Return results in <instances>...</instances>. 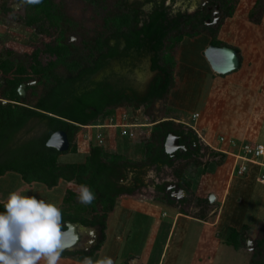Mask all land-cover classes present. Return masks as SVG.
<instances>
[{
    "label": "rangeland",
    "instance_id": "rangeland-1",
    "mask_svg": "<svg viewBox=\"0 0 264 264\" xmlns=\"http://www.w3.org/2000/svg\"><path fill=\"white\" fill-rule=\"evenodd\" d=\"M78 1L67 0L66 8L71 13H77L83 30L87 29L88 35H92L100 30L101 17L90 16L92 12L98 10L88 3L82 11V5ZM237 1L232 17L220 19L218 22L221 40L241 50L243 59L241 57V65L236 71L217 77L218 75L211 70L204 56V51L210 43L208 34L184 37L175 49L170 50L175 60L174 84L166 98L156 101L151 109V116H154L156 122L152 123L151 117L146 115L143 108L129 106L114 108L106 116H100L94 125L81 128L74 138L75 152L64 153L59 157L60 163H81L88 155L90 147L98 145L103 147L107 154H119L138 162L137 168L126 171V177L120 184L133 185L136 178H139L142 185L135 194L116 199L113 210L107 217L105 241L93 260L104 256L113 258L114 255L109 254V248L115 242H124L131 235V224L133 220L135 221V212L132 208L138 207L134 206L135 200L162 203L163 201L157 199L162 194L154 190V184L167 180L180 182L179 178L182 176L181 184L186 190V201L170 207L204 219L208 223L217 222L215 228L207 232L196 222L191 223L184 242L187 251L195 249L194 244L197 243L198 237L206 232L203 235L205 252L199 256L201 264L253 263L252 252L255 243L260 235H264V187L259 186L252 175L231 180L229 178L231 158L226 155L222 157L219 152L209 147L216 146L220 137L236 144L248 141L264 145V0ZM24 15L25 8L22 3L18 4L15 0H0V62L9 60L13 65L21 62L29 69L33 65L30 55L34 45L42 46L47 40L35 28L24 25L22 21ZM255 48L258 50L257 53ZM9 51L12 55L7 54ZM45 60V57H42L41 61ZM144 73L145 68L140 66L135 69L134 77L140 80ZM2 78L4 79V76ZM194 115H197V118H194ZM163 120H171L177 129L192 128L198 138L200 137L201 152L206 155L199 161L193 159L175 162L172 167H163L158 172L154 167L148 168L140 163L144 157V142L150 138L153 125ZM124 131L126 133H123ZM34 133L36 129L26 134L23 131L21 135L27 139ZM204 147L207 148L206 152ZM232 148L234 149L233 146ZM214 152H217V155H213ZM4 182L5 180L0 181V191ZM19 182L12 181L6 190L12 192L20 188L26 195L36 196L48 203H56L58 207H65L71 212H74L78 204L86 206L78 202L77 185L73 183L60 182L61 185L56 188L57 190L54 188V191L41 183L34 182L28 185L23 181ZM69 190L74 192L75 199L65 202L63 198L69 196ZM210 195L215 196L212 202L209 199ZM98 208L97 212L88 208L84 215L92 218L99 213L102 214L101 207ZM162 213L164 212L158 213L155 217L156 222L145 219L144 229L149 232L152 225L155 229L158 226L157 234L167 235L171 228L169 219L171 214H167L166 217ZM231 227L243 231L246 238L245 246L234 249L225 243ZM146 236L143 234L139 238L140 242ZM177 241L178 238L175 237L172 241L173 248ZM249 241L252 242L250 246L247 245ZM162 242L164 241L156 242L158 249H161ZM123 250L122 245L117 258L114 259L115 264H124ZM187 251L183 250L175 257L174 251L170 249L168 262L176 259V264H188L187 260L191 258L192 251L186 260ZM193 251L195 254V250ZM64 258L69 264H80L75 257Z\"/></svg>",
    "mask_w": 264,
    "mask_h": 264
},
{
    "label": "trees",
    "instance_id": "trees-1",
    "mask_svg": "<svg viewBox=\"0 0 264 264\" xmlns=\"http://www.w3.org/2000/svg\"><path fill=\"white\" fill-rule=\"evenodd\" d=\"M15 1L21 3V0ZM219 2L224 13L223 19L232 17L238 1L219 0ZM23 5L24 25L35 28L47 41L42 46L34 45L30 55L33 65L29 69L21 62L15 65L9 60L0 62V73L2 72L0 79L4 76L5 80L4 84L0 80V176L6 172H14L20 175L24 183L31 185L37 182L48 189L56 187L60 180L77 186L88 185L95 193L96 199L85 207L78 204L74 212L67 211L61 206L62 228L65 229V223L99 225L103 231V240L95 248L94 251H97L105 239L107 217L113 210L116 199L135 194L142 185L139 178H136V183L133 185L120 184L126 177V171L137 168L138 162L119 154H107L103 147L94 145L90 147L84 162L60 163L59 156L64 153L47 147V140L53 133L63 131L69 141V149L65 153L75 152L74 138L82 126H92L100 116H106L111 112L110 110L122 106L143 108L146 115L151 117L152 123L156 122L154 116H151V109L156 101L166 98L174 84L175 60L170 50L175 49L184 37H196L201 34L209 35V45H229L218 39L219 27L203 26L201 16L184 14L180 16L181 22L175 21L171 26L169 24L165 26L163 24L166 20L165 13L154 10L149 17L150 24L147 22L148 24L144 23L140 27L136 25L137 23H133L137 21V17L135 19L129 16L118 17L119 23L116 26L114 18L107 19L106 29L117 30L119 35L128 33V36H124L126 37L124 50L104 51V47L108 45H101L102 42H95L89 36H85L83 44L88 46L100 44V47L96 50L90 48L91 50L85 54L82 53L83 57L80 56L79 60L72 59L69 55L71 51L66 46L68 44L65 35L71 32V29L78 28L77 23L67 17L54 0H42L38 5ZM251 15L253 17V13ZM86 32L87 29L83 33ZM75 34L82 33L75 32ZM139 34L150 37L149 42L143 44L151 49L152 70L157 71L145 95L136 94L130 89L127 81L118 80L114 68L111 66L106 68L111 61L117 59L122 61L120 71L126 68L129 71L134 70L132 67L134 59L145 55L143 51H138L141 49L133 51L129 48L140 46V37H136ZM164 41H167L168 46L165 50L162 49ZM232 48L239 54L237 48ZM7 54L12 55V52L9 51ZM42 57L46 59L44 62L41 61ZM127 61H131L129 63L132 65L126 63ZM111 78L115 79L114 82L110 80ZM21 85L24 86V96L18 93ZM3 100L10 103L3 104L1 102ZM34 129L37 133L27 139L21 135L23 131L26 134ZM169 133L184 136L194 147L198 144L196 149L189 152L190 154H182L183 161L193 159L199 161L206 155L207 146L204 147L205 154H203L198 135L192 128L177 129L171 120H163L153 125L150 138L144 142V157L140 163L148 168L154 167L157 172L163 167L174 165L161 147ZM216 153L212 154L217 155ZM181 178L182 176L179 178V183L182 186ZM156 190L160 194L164 193V186L157 185ZM73 199L75 194L70 190L69 196L63 198L65 202ZM161 200L171 206L176 203L166 194L161 196ZM98 206L101 207L102 214L99 213L92 218L84 215L88 208L95 212L99 211ZM2 211H4L3 204L0 203V212ZM225 243L234 249L245 246L246 238L243 231L231 227ZM93 253L78 257L63 251L61 258L75 257L82 261L85 256L92 257ZM252 255V264H264V235L257 238Z\"/></svg>",
    "mask_w": 264,
    "mask_h": 264
},
{
    "label": "flooded vegetation",
    "instance_id": "flooded-vegetation-1",
    "mask_svg": "<svg viewBox=\"0 0 264 264\" xmlns=\"http://www.w3.org/2000/svg\"><path fill=\"white\" fill-rule=\"evenodd\" d=\"M181 1L182 0H79L78 2H80V5H82V11H83V7H85V5H87L88 3L91 7L97 8L98 10V12H95V13L92 12L90 16H100L102 20L100 30H98L94 34L92 33V35H88L87 32L83 33L84 30L82 29V23L80 22V18L77 15V13H71V11H69L66 8L67 0H57V1L54 0V2L57 3L59 7L64 10L67 17L71 18L73 21L77 23L76 26H78V28L71 29L70 30L71 32H68V34L65 35V37H66V44H68L66 46H68V50L71 51L69 55L72 57V59L75 58L78 60L80 59V56L81 58L83 57L82 53L85 54L87 51L91 49L96 50L100 47V44L89 45V46L83 44L84 39L86 38L85 36H89V38L93 39L95 42H99V43L102 42L103 44L101 45H104V46L108 45V47H104V51H108L110 49L124 50L126 48L125 47L126 37L124 36H128V33L125 32L126 34L119 35L118 34L119 32L117 30L114 31V30L106 29L105 28L107 25L106 21L109 17L114 18L115 26L119 23L118 17L129 16L133 19L137 17V21H134L133 23H137L136 25L139 27L142 26L144 23L150 22L149 17L150 15L154 13V10H160L165 13L166 20H164L163 22L165 26H167L168 24L169 26H171L173 22L175 21L181 22L182 17L180 16H183L184 14L186 16H201L204 22L203 26L208 27V28H217L219 20L220 19L223 20L224 13H223V10L220 8L219 0H201L199 4L194 5V6L190 4L191 0H185L186 5L184 4L179 5ZM75 32L82 33V34H75ZM136 37H140V43L142 45L139 44L140 46L138 48H134L135 46L129 47V48L133 49V51L135 49L137 50L141 49L138 51H143V54L145 55L141 57L139 56L136 59H134L135 61H133V65L132 63H129L131 61L126 62V63L131 64L134 70L129 71V69L126 68L120 71L119 69H121L120 67L122 65V61H119L117 59L111 61L109 63V67H106V68H110V66L114 68L117 72L116 74H118V77H117L118 80L122 79V80L127 81L128 85L131 87L130 89L135 91L136 94L145 95L148 93L149 87L154 77L156 76L157 71L152 70V55L150 54L151 49L148 48V45L143 44V43L149 42L150 37L146 35H142V34H139V36H136ZM153 43H154V40H153ZM167 47H168L167 41H164V45L162 49L165 50L167 49ZM140 66H143L145 68V73L143 74L142 79L137 80V78L134 77V71L136 68H140ZM148 72H149V77H147ZM110 80L114 82L115 79L111 78ZM177 136L179 138L178 147L175 148L171 152V154L166 153V149L163 145L164 143H162V146H161L164 150L166 157L174 163L178 161H183V159L181 158L183 156L182 154L188 155L190 154L189 152H192L193 149H196L198 146V144H195V147H194L191 144V141L189 139H185L184 136H179V135ZM122 181L123 179L121 180V182ZM157 185H163L164 193H161V194L163 196L165 194L169 195V197L172 200H174L176 203L186 200L185 199L186 190L183 189V187L180 185L179 182L167 180L160 184H154V190H156ZM180 189H183L185 192V194L183 193L182 196L178 193ZM156 191L160 193L158 190ZM78 225L84 226L81 224H78ZM84 227L101 229L99 225L84 226ZM102 234H103V231H102ZM104 238H105V232H104ZM90 239H91V233L85 232L84 240H83L84 243L82 245L78 244V245L72 246L70 250H66L64 252L73 254L78 257L83 254L87 255V254L94 252L93 256L91 257L93 258L96 252L98 251V250L97 251H94V250L97 247V245L100 242H102L103 235H102V238L99 239V241L97 242L95 246L86 250L87 248L86 244L88 243V240Z\"/></svg>",
    "mask_w": 264,
    "mask_h": 264
},
{
    "label": "clouds",
    "instance_id": "clouds-1",
    "mask_svg": "<svg viewBox=\"0 0 264 264\" xmlns=\"http://www.w3.org/2000/svg\"><path fill=\"white\" fill-rule=\"evenodd\" d=\"M21 3L38 5L42 0H21ZM95 199L88 185L77 186L79 203L90 205ZM0 203L4 209L0 212V264H40L41 261L58 264L64 251L62 237L65 235L60 207L26 195L24 190L10 192ZM80 264H115V261L108 256L96 260L85 256Z\"/></svg>",
    "mask_w": 264,
    "mask_h": 264
},
{
    "label": "crops",
    "instance_id": "crops-1",
    "mask_svg": "<svg viewBox=\"0 0 264 264\" xmlns=\"http://www.w3.org/2000/svg\"><path fill=\"white\" fill-rule=\"evenodd\" d=\"M200 2H201V0H191L190 4L191 5H197ZM179 4L180 5L181 4L186 5V1L182 0ZM221 30H223V28ZM220 35L221 34L219 32V34H218L219 40H221ZM221 41L224 42V40H221ZM224 43H226V42H224ZM226 44L231 46V44H229V43H226ZM235 48H237L239 50L238 55H239V58H241L242 53H241L240 48H238V47H235ZM255 52L256 53L258 52L257 48H255ZM242 59H243V57H242ZM240 65H241V62H240ZM217 77H221V76L218 75ZM30 132L32 133L33 131L30 130ZM60 156H62V154ZM67 163H73V162H67ZM15 175L17 177H15ZM18 177H20V175L17 173H14V172H6L3 176H0V181L5 180L4 184H1L2 189L0 191V201L6 200L8 194L10 193V191L6 190V189L8 188V186H11L12 181H16V182L20 181L19 183H21L22 179H21V177L20 178H18ZM60 182L68 183L64 180H60L58 185L56 187H54L55 190H57L56 188L61 185ZM54 188H52V189L54 190ZM61 188H62V186H61ZM31 189H33L32 186H31ZM18 190H21V189L19 188ZM157 199L161 200V197H159ZM136 203H137V205H136ZM134 204H135L134 206H138V207L132 208L133 209L132 211L135 212V221L133 220V224H131V233H130L131 235H129L127 237V239H125L124 242H120V241L115 242L109 248L110 249L109 254L114 255V256H112L113 257L112 259L114 260L115 258H117L116 257L117 253L120 252L119 251L120 247L122 245L124 246V250H123L124 254L122 257L124 264H176V259L174 261L168 262L169 261V259H168L169 251H170V249H171V251H174L175 257H177L179 252H181L183 250L187 251V249L184 246V244H185L184 242H185L187 233L189 231V227L191 226L190 225L191 223L196 222L197 224L201 225L206 232L215 228V225H217L216 221L208 223L204 219H200L199 217L196 218L195 216L189 215L188 213L177 210L175 207H170V205H168V204L166 205L165 202L158 203V202L151 201V200H149V201H143V200L136 201L135 200ZM139 206H140V208H139ZM167 206L170 207V209ZM143 207H145L144 210H143ZM160 212H164V213H162V215H164L166 217H168V215L171 214V218L169 217L171 228L169 229V232L167 235H165L163 233H161L160 235L157 234V231L159 229L158 226L155 229L154 225H152V229L151 230L149 229V232L144 229L143 224H144L145 219L148 218V220L151 219L152 222H156L157 219L155 217H157L158 213H160ZM128 213H129V211H128ZM119 225H120V223H119ZM155 227H156V225H155ZM206 232L201 233L200 236L198 237L197 243L194 244V246L196 245L195 249L191 248V251H192L191 258H189V254L191 253V251H189V252L187 251L188 255H187L186 260L189 258L187 260L188 264H201V261L199 260V256L203 255L205 252V249H204L205 242H204L203 235L206 234ZM143 234L147 235V236L143 239L142 242H140L139 238ZM137 237H138V239H136ZM175 237L178 238V241L175 243V245H173L174 246V248H173L172 247V241ZM133 238H135V239H133ZM159 240L164 241V242H162L161 249H158V245L156 243L157 241L159 242ZM193 250H195V254H194ZM114 252H115V254H114ZM66 261L67 260L65 258H61L60 261L58 262V264H69ZM40 264H43V261H41Z\"/></svg>",
    "mask_w": 264,
    "mask_h": 264
},
{
    "label": "water",
    "instance_id": "water-1",
    "mask_svg": "<svg viewBox=\"0 0 264 264\" xmlns=\"http://www.w3.org/2000/svg\"><path fill=\"white\" fill-rule=\"evenodd\" d=\"M204 56L211 68V70L217 75L224 76L236 71L240 66V58L238 52L229 46H213L209 45L205 51ZM147 77H149V72L147 73ZM2 83H4V79H0ZM18 93L20 96L25 95L24 86L21 85L18 88ZM3 104L10 103L8 101H1ZM179 138L174 133L168 134V136L164 140V147L166 149L167 154H171V152L178 147ZM47 147H51L56 149L60 153H65L69 149V141L67 135L63 131H57L53 133L50 138L46 142ZM176 192V191H175ZM174 192V193H175ZM181 196L183 193L185 194L183 189H180L178 192ZM210 201L215 200L214 195H210ZM65 229L62 231L65 235L62 237V244L64 245V251L70 250L72 246L82 245L84 242L85 232L91 233V239L88 240L87 248L95 246L99 239L102 238V230L100 228H87L84 226H80L74 223H65ZM75 237V239H74ZM252 245V242L249 241L247 245Z\"/></svg>",
    "mask_w": 264,
    "mask_h": 264
},
{
    "label": "built area",
    "instance_id": "built-area-1",
    "mask_svg": "<svg viewBox=\"0 0 264 264\" xmlns=\"http://www.w3.org/2000/svg\"><path fill=\"white\" fill-rule=\"evenodd\" d=\"M193 117L197 118V115H194ZM123 133L126 132L124 131ZM201 141L202 143H204L202 139ZM232 146L234 147V149L232 148ZM209 147L213 148V150L215 149L214 151H217L231 158V166L229 173V178L231 180L234 178H246L252 175L255 178V182L258 183L259 186L264 187L263 144L252 143L248 141L236 144L231 140L226 141L224 138L220 137V140L217 141L216 146Z\"/></svg>",
    "mask_w": 264,
    "mask_h": 264
}]
</instances>
